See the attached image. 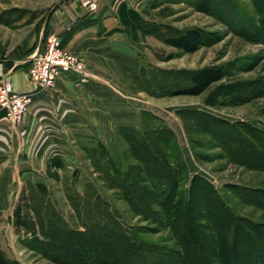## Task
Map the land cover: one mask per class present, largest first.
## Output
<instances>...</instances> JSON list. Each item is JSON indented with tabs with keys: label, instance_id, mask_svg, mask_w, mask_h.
<instances>
[{
	"label": "rangeland",
	"instance_id": "rangeland-1",
	"mask_svg": "<svg viewBox=\"0 0 264 264\" xmlns=\"http://www.w3.org/2000/svg\"><path fill=\"white\" fill-rule=\"evenodd\" d=\"M30 1L34 0H0V54L9 49L18 33L29 31L33 22L37 21L38 34L47 22L50 9L39 10L44 5L36 8ZM144 5L139 7L141 15L156 30L136 46L139 67L133 78L126 79L128 91L121 95L133 107V125L119 126L106 144L84 141L75 145L73 159L54 170L58 179L45 170L37 177L24 176L26 171L17 167L19 159L7 165L0 161V249L7 258L19 264H86L74 248L85 244L86 238L79 233L86 230L87 213L97 208V195L136 240L183 252L181 241L152 196L151 176L145 175L149 168L156 169L158 175L165 173V166H154L151 158L166 160L167 155L175 154L174 145L147 136L150 149L138 146L119 130L121 127H132L141 134L171 129L188 168L187 179L184 174L178 176V192L185 198L191 180L200 176L221 195L231 216L237 217L231 226L230 220L219 214V206L215 204L214 210V204L204 203L206 192L198 184L195 208L200 217L195 211L193 214L200 219L196 232L184 236L188 246L195 241L204 243L208 264H222L220 259L224 260L226 249L232 246L233 225L237 223L255 236L256 253L264 258V0H145ZM188 28L204 33V44L197 52L185 54L165 43L166 38ZM38 44L39 40L36 48ZM211 66L224 67L233 79L253 84L246 102L217 109L203 104L205 95L174 93L188 85L190 72ZM227 133L247 141L255 154L251 149H236L241 145H224ZM170 163L176 160L171 158ZM117 173L121 175L116 177L118 182L126 178L132 184L131 198L115 186ZM39 182L48 188V195L42 198L35 189ZM19 206L26 222L22 227L14 217ZM39 212L44 214L43 220ZM45 223L50 228L45 229ZM179 229L182 231L183 225ZM38 230L50 237L49 244L39 242V234L34 233ZM107 236L106 247L124 254L126 264H133L130 247ZM238 247L240 252L249 248L245 240Z\"/></svg>",
	"mask_w": 264,
	"mask_h": 264
},
{
	"label": "crops",
	"instance_id": "crops-1",
	"mask_svg": "<svg viewBox=\"0 0 264 264\" xmlns=\"http://www.w3.org/2000/svg\"><path fill=\"white\" fill-rule=\"evenodd\" d=\"M30 2L36 8L44 5L39 10L50 9L47 22L39 34L37 21L33 22L0 54V83L10 82L20 94L33 93V102L19 124L0 113V161L7 165L19 159L17 167L26 171L24 176L37 177L53 158L67 165L75 145L106 144L119 126L133 125V107L121 95L128 91L126 79L137 72L136 46L149 37L144 35L149 27H133V11L142 16L139 7L145 6V0H108L94 14H86L80 0ZM51 33L61 36L63 46L86 61L87 70L85 75L62 74L53 91L41 92L28 69L35 43L39 40V46Z\"/></svg>",
	"mask_w": 264,
	"mask_h": 264
},
{
	"label": "trees",
	"instance_id": "trees-1",
	"mask_svg": "<svg viewBox=\"0 0 264 264\" xmlns=\"http://www.w3.org/2000/svg\"><path fill=\"white\" fill-rule=\"evenodd\" d=\"M145 25L149 27L148 30L144 31L145 36L153 34L156 30V28L149 24L142 16L133 11V27L136 28ZM165 43L169 46L177 48L185 54H193L203 46L204 33L199 28H188L178 32L175 36L166 38ZM187 81V86L174 91V93L183 96L205 95L203 104L206 107L217 109L234 107L243 104L246 102L248 94L253 88V84L247 81L233 79L228 69L216 66L206 67L190 72L187 75ZM203 116L211 119L209 116ZM228 124L230 125V123ZM119 130L124 133L125 136H128L129 139H132L134 144L137 143L138 146L140 145L144 148L150 149L149 142L146 139L147 136L158 139L160 138L166 146H172V144L174 145L176 155H171L170 153L166 156V160L156 156H152L151 158L154 166H165L166 171L163 169V172L165 173L158 175L156 169L149 168L148 171L146 169L145 175L150 174L151 176L150 183L152 187V196L156 198L158 206L162 208L166 224L171 226L172 230L176 233L177 238L181 241L183 252L161 248L157 245L136 240L134 235H132L131 230L122 225L119 219L114 216L110 207L99 197V195H97L95 203L98 209L93 208L91 212L87 213L85 219L86 223L83 225L86 230L83 233H79V235L86 238H84L85 244L74 248L78 254L81 255L80 259L86 264H88V262H90V264H112L110 263L111 260L116 263L118 262L119 264H126L124 254H119L117 250L115 251L106 247L104 240H109V237L107 236L109 234L112 235L113 239L114 237H117L125 244V246L128 248L130 247L133 255V264H208L204 256L209 252L207 251L204 243L199 244V242L197 243L195 241L194 245L189 244L190 246H188V244L184 241L185 235L190 233L194 234V232H196L195 228L197 227V223L199 221L198 219H200L193 214V211L199 214L197 207L195 208V203L197 204V197H195V192L198 187L197 185L199 184L201 189L206 192V199H203L204 203L210 202L214 204V206L212 205L214 210L216 209L215 204L219 206V214L227 220H230L231 226L233 222H231V220H235L237 217L231 216L229 207L221 195L212 185L210 186L208 182L200 176H195L191 180V185L185 198L178 192V176L184 174L187 179L186 174H188V168L186 163L181 158L179 146L176 144L175 135L171 129L166 127L151 129L145 131V134H141L138 130L132 127H121ZM225 136H227L226 139L222 141L224 145L236 144L237 146L241 145V147L236 149H251L250 144L244 139L236 136V134L227 133ZM255 151L256 150H252L251 153L253 152V154H255ZM237 153L239 152L237 151ZM171 158L176 160L175 164L170 163ZM162 160L164 164L162 163ZM113 164L114 163L111 161L109 165L112 166ZM64 167L65 164L61 159L53 158L47 165V173L49 176L58 179L59 177L57 172L54 170H59ZM119 176H121L120 173H117V176L113 178L115 186L122 189L127 195L130 194L132 184H129L126 178L121 179V181L118 182L119 179L116 177ZM35 189L40 194V198H42V195H48V188L45 183H36ZM142 189H144V187H142ZM91 191L94 194L96 193L94 192V189ZM130 195L127 197L131 198ZM100 199L103 203L100 202ZM184 199V203H186V205H183L184 207L181 209ZM99 203L101 205H99ZM98 206L101 207V211H99ZM39 216L42 219L44 214L39 212ZM14 217L18 226H26L20 206L15 210ZM198 217H200V214ZM210 217L213 219L212 214H210ZM211 218H208V220H211ZM180 225L181 227L183 225L182 231L179 229ZM45 227V229L50 228V226H47V223H45ZM241 227V224L236 223L233 225L234 230L231 239L232 246L229 245L230 247L228 246L226 249L224 253L226 255L223 254L224 260L220 259L222 261L221 263L242 264L241 261L243 260L244 264H264V258H259V253H256L259 248L257 244H255L257 242L255 241V236L252 238L251 235L253 234L249 233L246 230L247 228L244 229ZM252 227L254 228L253 225H251V228ZM68 231L70 233L73 232L69 229ZM40 232L41 231L39 230L34 231L35 236L39 234V242L43 245L49 244L51 242L50 237H47L46 235L43 236ZM56 233L58 232H55V235H57ZM92 237L93 239H91ZM243 240L247 242L249 247L246 252H240L238 247ZM195 250L197 252H195ZM214 254L217 253L215 252ZM0 264L19 263L7 258L4 252L0 249Z\"/></svg>",
	"mask_w": 264,
	"mask_h": 264
},
{
	"label": "built area",
	"instance_id": "built-area-1",
	"mask_svg": "<svg viewBox=\"0 0 264 264\" xmlns=\"http://www.w3.org/2000/svg\"><path fill=\"white\" fill-rule=\"evenodd\" d=\"M86 14H94L108 0H80ZM86 61L63 46V38L51 33L30 59L28 75L37 91L50 92L56 88L62 74L85 75ZM85 81V79H84ZM33 102V93H17L10 82L0 83V113L13 124L23 121Z\"/></svg>",
	"mask_w": 264,
	"mask_h": 264
}]
</instances>
